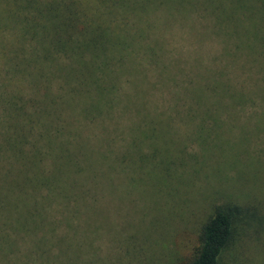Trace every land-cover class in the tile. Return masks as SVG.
I'll list each match as a JSON object with an SVG mask.
<instances>
[{
	"label": "trees",
	"instance_id": "trees-1",
	"mask_svg": "<svg viewBox=\"0 0 264 264\" xmlns=\"http://www.w3.org/2000/svg\"><path fill=\"white\" fill-rule=\"evenodd\" d=\"M177 27L192 46L184 53L165 48ZM3 96L32 99L31 114L16 107L15 120L27 116L17 139L26 123L40 125L49 177L74 193L76 215L112 173L170 171L150 130L264 125V0H0ZM240 212L210 215L187 264H219Z\"/></svg>",
	"mask_w": 264,
	"mask_h": 264
},
{
	"label": "rangeland",
	"instance_id": "rangeland-1",
	"mask_svg": "<svg viewBox=\"0 0 264 264\" xmlns=\"http://www.w3.org/2000/svg\"><path fill=\"white\" fill-rule=\"evenodd\" d=\"M177 28L181 37L165 48L184 53L192 46L182 39L185 28ZM32 103L0 98V264H187L202 226L225 206L242 214L219 264H264V125L150 130V150L172 163L170 171L156 175L138 165L112 173L89 195L93 207L75 215L67 204L74 193L61 192L49 177L53 155L40 125L26 123L17 139ZM16 107L25 110L19 121ZM153 159L151 152L139 163Z\"/></svg>",
	"mask_w": 264,
	"mask_h": 264
}]
</instances>
